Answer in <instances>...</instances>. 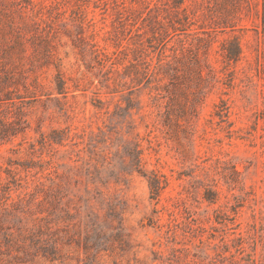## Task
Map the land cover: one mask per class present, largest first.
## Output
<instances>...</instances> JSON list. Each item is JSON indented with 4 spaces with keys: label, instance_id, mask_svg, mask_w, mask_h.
<instances>
[{
    "label": "rangeland",
    "instance_id": "rangeland-1",
    "mask_svg": "<svg viewBox=\"0 0 264 264\" xmlns=\"http://www.w3.org/2000/svg\"><path fill=\"white\" fill-rule=\"evenodd\" d=\"M0 264H264V0H0Z\"/></svg>",
    "mask_w": 264,
    "mask_h": 264
},
{
    "label": "trees",
    "instance_id": "trees-1",
    "mask_svg": "<svg viewBox=\"0 0 264 264\" xmlns=\"http://www.w3.org/2000/svg\"><path fill=\"white\" fill-rule=\"evenodd\" d=\"M57 89L60 93H62L64 91V86H57Z\"/></svg>",
    "mask_w": 264,
    "mask_h": 264
}]
</instances>
